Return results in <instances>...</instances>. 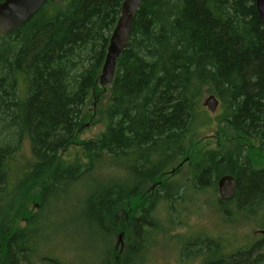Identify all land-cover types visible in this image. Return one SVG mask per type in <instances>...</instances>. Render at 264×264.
<instances>
[{
  "label": "trees",
  "instance_id": "obj_1",
  "mask_svg": "<svg viewBox=\"0 0 264 264\" xmlns=\"http://www.w3.org/2000/svg\"><path fill=\"white\" fill-rule=\"evenodd\" d=\"M254 3L141 0L116 61L104 130L80 143L83 166L59 164L58 155L75 140L96 93L122 0L47 1L27 22L0 34V200L24 135L33 163L22 180L40 185L48 207L58 192L111 166L114 176L107 180L113 183L94 179L88 223L110 246L113 236L125 234L122 264L142 253L158 226L156 203L170 209L179 200L176 185L156 188L153 199L146 186L186 155L188 139L209 122L204 93L219 101L217 123L264 147V28ZM222 175L237 181L233 199L215 204L223 220L264 202V169L251 167L245 148L205 151L190 179L197 189L214 190ZM40 230L11 232L0 222V264H68L44 254ZM109 253L111 247L102 264H110ZM183 256L200 257L202 264H264V239L226 253L217 240L197 235Z\"/></svg>",
  "mask_w": 264,
  "mask_h": 264
},
{
  "label": "rangeland",
  "instance_id": "obj_2",
  "mask_svg": "<svg viewBox=\"0 0 264 264\" xmlns=\"http://www.w3.org/2000/svg\"><path fill=\"white\" fill-rule=\"evenodd\" d=\"M109 91L110 85L97 86L96 93L85 108L75 140L59 152V164L83 166L86 163V155L80 143L97 138L104 130L103 111ZM211 95L213 94L210 92L204 93L201 104ZM220 114L219 104L215 113L208 112L209 122L201 125L198 133L188 139L186 155L155 183L147 184V190L152 194L151 199L154 198L156 188L176 185L179 187V200L174 201L170 209L166 202L156 203L155 218L158 226L154 230L153 243L142 253L131 254L127 264H202L200 257L188 261L183 256V246L197 235L217 240L226 253L264 239V202L259 203L251 212L241 211L229 218L230 220H223L225 214L216 209V194L213 190L197 189L190 179L195 162L205 151H222L231 148L233 144L245 148V155L252 168H264V147L256 146L254 142H249L223 124L217 123L216 119ZM32 163L30 141L24 135L18 141L5 195L0 200L1 225L11 232L40 225L38 241L44 247V254L54 255V259L58 260L63 258L68 264H102L110 247L112 263L122 264L120 260L124 256L127 242L125 234L113 236L111 246L108 245L105 236L88 223L86 210L89 196L94 189V179L109 186L113 182L107 179L114 174L115 169L104 166L94 174H88L82 183L67 187L64 195L58 192V197H53L48 207L39 197L40 185L22 180L24 172ZM170 170L174 174L168 173ZM228 207L236 209L232 204Z\"/></svg>",
  "mask_w": 264,
  "mask_h": 264
},
{
  "label": "water",
  "instance_id": "obj_3",
  "mask_svg": "<svg viewBox=\"0 0 264 264\" xmlns=\"http://www.w3.org/2000/svg\"><path fill=\"white\" fill-rule=\"evenodd\" d=\"M61 3L63 0H5L0 3V34L8 35L12 30L24 24L47 2ZM256 11L264 28V0H254ZM141 4V0H122L119 18L108 40L104 63L99 76V85H111L115 73L116 61L127 45L132 21ZM219 105L214 95L203 102V107L213 114ZM218 193L221 200H228L235 193V179L222 176L218 181ZM264 234V232H263ZM120 237V236H119Z\"/></svg>",
  "mask_w": 264,
  "mask_h": 264
},
{
  "label": "flooded vegetation",
  "instance_id": "obj_4",
  "mask_svg": "<svg viewBox=\"0 0 264 264\" xmlns=\"http://www.w3.org/2000/svg\"><path fill=\"white\" fill-rule=\"evenodd\" d=\"M219 102V101H218ZM256 145V144H255ZM252 167V166H251ZM254 169V168H253ZM264 169V168H263ZM167 172V171H166ZM165 172V173H166ZM168 173H171V174H174V172L172 171V170H170ZM222 176H225V175H222ZM222 176H220L216 181H215V183H214V190H213V192L216 194V202H226V201H230V200H232L233 199V197L232 198H230V199H228V200H219L220 199V197H219V193L217 192L218 191V181H219V179L222 177ZM229 176H232V175H229ZM234 179H235V183H236V185H235V190L237 189V181H236V178L234 177V176H232ZM202 189H208V188H202ZM202 189H200V190H202ZM236 192V191H235ZM234 195H235V193H234ZM233 195V196H234ZM215 197V196H214ZM123 219H124V217H123ZM116 260V259H115ZM120 262H121V260H120ZM114 263V262H113ZM112 263V260H111V262H110V264H113ZM122 263V262H121Z\"/></svg>",
  "mask_w": 264,
  "mask_h": 264
},
{
  "label": "bare ground",
  "instance_id": "obj_5",
  "mask_svg": "<svg viewBox=\"0 0 264 264\" xmlns=\"http://www.w3.org/2000/svg\"><path fill=\"white\" fill-rule=\"evenodd\" d=\"M254 5H255V3H254ZM121 10V9H120ZM116 24V23H115ZM3 36V35H2ZM110 37V36H109ZM235 185H236V183H235ZM236 191V190H235ZM218 192V191H217ZM219 200H221V199H219Z\"/></svg>",
  "mask_w": 264,
  "mask_h": 264
}]
</instances>
